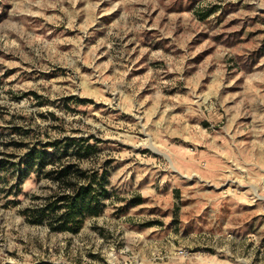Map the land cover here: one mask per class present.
I'll return each instance as SVG.
<instances>
[{
    "label": "rangeland",
    "instance_id": "obj_1",
    "mask_svg": "<svg viewBox=\"0 0 264 264\" xmlns=\"http://www.w3.org/2000/svg\"><path fill=\"white\" fill-rule=\"evenodd\" d=\"M0 264H264V0H0Z\"/></svg>",
    "mask_w": 264,
    "mask_h": 264
},
{
    "label": "trees",
    "instance_id": "obj_2",
    "mask_svg": "<svg viewBox=\"0 0 264 264\" xmlns=\"http://www.w3.org/2000/svg\"><path fill=\"white\" fill-rule=\"evenodd\" d=\"M44 153V150L32 149L26 156L28 163H41ZM75 168L72 163L60 168L56 178L61 185L60 192L49 200L47 207L34 213V219H38L35 221L41 222L47 218L53 231L78 233L86 218L101 213L100 196L104 195V191L98 193L94 178L80 185L77 179L83 173ZM72 172H76L75 180L70 176Z\"/></svg>",
    "mask_w": 264,
    "mask_h": 264
}]
</instances>
